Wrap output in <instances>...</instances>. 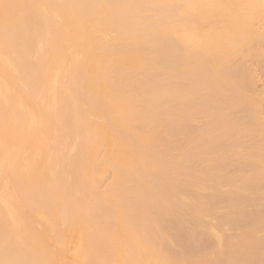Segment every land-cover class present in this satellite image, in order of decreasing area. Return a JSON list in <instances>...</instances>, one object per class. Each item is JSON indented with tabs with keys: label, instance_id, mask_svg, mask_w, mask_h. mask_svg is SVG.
Returning a JSON list of instances; mask_svg holds the SVG:
<instances>
[{
	"label": "bare ground",
	"instance_id": "obj_1",
	"mask_svg": "<svg viewBox=\"0 0 264 264\" xmlns=\"http://www.w3.org/2000/svg\"><path fill=\"white\" fill-rule=\"evenodd\" d=\"M155 5L153 0H0L3 58L25 79L20 101L35 110L39 126L51 123L49 136L40 127L42 141L37 127L44 144L37 154L43 180L35 189L53 200L42 212L44 223L29 213L33 207L25 205L29 210L25 207L21 218L24 209L16 208L17 215L6 206L12 213L0 214V264H40L44 250L50 254L55 243L67 239L51 233H70L78 210L88 232L114 233L122 223L155 254L158 245L167 247L170 261L178 264H264V196L252 195L257 179L240 163L235 168L242 175L240 187L250 191L237 195L226 189L237 181L227 178L230 165L216 154L228 141L218 134L202 139L200 132L212 125L196 123L187 113L202 104L189 96L181 103L168 97L165 85H171L168 75L176 68L168 57L177 58L180 49L201 51L186 32L175 48L167 29L179 28L178 16L168 4ZM149 11L160 15L144 14ZM154 37L162 46L152 44ZM177 85L190 94L184 81ZM25 125L26 135L19 134L30 141L27 148L37 138L31 124ZM175 192L193 200L173 199Z\"/></svg>",
	"mask_w": 264,
	"mask_h": 264
},
{
	"label": "rangeland",
	"instance_id": "obj_2",
	"mask_svg": "<svg viewBox=\"0 0 264 264\" xmlns=\"http://www.w3.org/2000/svg\"><path fill=\"white\" fill-rule=\"evenodd\" d=\"M153 1L157 2L155 7H161L160 9H163L164 4H168L171 13L178 16L177 19L181 23L179 28L176 29L174 28L176 26L173 25L170 26L174 28L173 30L167 29V33L171 32L170 34L175 38L173 41L175 48H179L186 32V36L192 35L195 39L194 44L191 45L201 51L200 54L193 55L191 48H188L187 51H182L179 48L177 54L180 55L177 58L175 56L168 57L169 65L175 63L174 67H176L175 71L168 75L170 79L167 82H170L171 85H165L168 89V97L172 102L179 101L181 103L189 96L195 99L198 104H202L200 107L203 106V109L194 111V108H191L187 111L194 122L212 125L204 133L200 132L202 139L210 141L208 140L210 137L218 134L224 141H228L224 150L221 149L216 154L218 160L230 165L227 178L237 181L236 185L228 182L226 189L232 188L237 195H240L241 191H250V189L240 187L242 181L239 176L242 177V175H239L241 172H235V168H238L240 163L247 164V166L249 165L246 168L248 174L257 179L255 188L258 190H254L252 195L264 196V0ZM151 13L156 14V17L160 15V12L152 11L144 14ZM0 15L4 16V13ZM1 18L3 17L1 16L0 20ZM3 21L4 19L0 21L2 26ZM94 34L98 36L103 32ZM2 40L4 38L0 42V47L3 49L0 48V214L9 215L7 211L10 208L7 210L6 206L9 207L10 204L11 210L13 209L17 215L24 209L23 214L19 213V217L22 218L23 215H27L25 207L30 209L33 207L29 213L35 215L37 220L44 219L40 221L44 223L43 213L53 200L47 199L48 194L42 195L39 188L38 191L35 189L43 180L40 172L42 170L39 171L38 168L39 161L37 159L39 156L37 157V154L44 144L38 142V138L39 141L45 138L44 132L49 131L48 127L51 123L47 122V127L44 126L45 123L44 125L41 123L39 126L35 110H29L28 106L26 107V104L22 103L25 79L14 73L16 68L8 63V59H4L7 57L4 53L6 46H3ZM152 42L155 46H162L157 37H154ZM155 59V62L159 64L160 55L155 56ZM47 76L50 79L46 77V80L50 84L52 77L50 74ZM180 81H184L188 88H191L189 89L190 94L187 91L185 93L183 88L177 85ZM18 100H22V102ZM28 123L32 127H30L32 136L35 139L38 135L40 136L35 140L36 145L32 140L33 142L29 143L30 145L26 148V143L30 142L26 141L27 136H25V124ZM22 126L25 127L24 130H21ZM37 127L39 130L41 127L45 131L41 130L42 132L40 131L41 134H39ZM19 132H25V135L20 134L26 138L20 136ZM37 132L38 135H36ZM49 134H51L50 131L46 133L47 136ZM193 136L196 137V135ZM207 156L208 158L215 157L210 153ZM39 160L41 161V159ZM36 164L37 166H35ZM230 171L232 172L230 173ZM14 177L13 183L10 182V178ZM198 187L203 189V186ZM15 190L18 194L15 193ZM64 196H66L65 193ZM19 197H22V202L23 199L26 201H24L25 204L23 202L24 206ZM153 197L155 198L156 195L154 194ZM172 197L180 202L193 200L180 192L173 193ZM11 200L13 204H11ZM18 201L20 202L18 203ZM197 201L200 206H205L203 199L198 198ZM70 203V206L74 205V201L73 203L70 201ZM73 205L71 206V217L75 212V215L77 212L80 215L78 208V211L74 212ZM27 207L26 209H28ZM2 208L6 211H3ZM16 208H18V213ZM75 215L74 221L71 222L74 225H70L75 228L71 227L70 233H63V231L62 233H51L56 238L59 237V241L67 238V242L65 240L61 245L55 240L59 245L55 243V247L53 246L54 248L51 249L52 253L50 254L52 255L44 250L40 264H168V261L171 264H178V259L170 261L172 256L167 253V247L158 245L155 254L150 244L138 241L139 235L128 232L127 227L122 223L120 226L118 223L115 224L117 230L114 233H97L95 235V233L88 232L82 219ZM12 228L15 227L12 226ZM69 228L68 225L66 230H70ZM123 238H125L124 241ZM45 242L44 249H46ZM48 255L49 257H47Z\"/></svg>",
	"mask_w": 264,
	"mask_h": 264
}]
</instances>
